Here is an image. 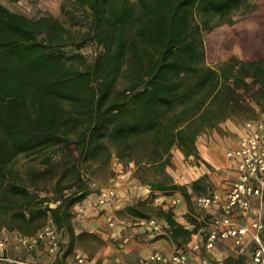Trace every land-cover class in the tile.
<instances>
[{
  "label": "trees",
  "instance_id": "16d2710c",
  "mask_svg": "<svg viewBox=\"0 0 264 264\" xmlns=\"http://www.w3.org/2000/svg\"><path fill=\"white\" fill-rule=\"evenodd\" d=\"M75 1L93 19L83 34L0 3V230L21 236L50 218L71 238L72 207L90 193L84 176L112 154L143 172L137 178L150 197L177 191L190 207L186 186L166 171L171 150L198 159V136L252 111L251 103L264 114V0L233 28L241 58L218 67L206 63L204 34L246 0ZM88 41L100 48L91 63L63 51ZM21 154L32 156L23 170ZM152 170L158 176L145 180ZM202 182L191 183L193 194L205 191ZM124 212L164 219L177 244L195 231L148 200Z\"/></svg>",
  "mask_w": 264,
  "mask_h": 264
},
{
  "label": "crops",
  "instance_id": "0c3cea01",
  "mask_svg": "<svg viewBox=\"0 0 264 264\" xmlns=\"http://www.w3.org/2000/svg\"><path fill=\"white\" fill-rule=\"evenodd\" d=\"M223 126L227 127V137L222 138L221 135L214 132L209 142L205 143L202 137H199L195 142L197 156L201 159L203 166L197 167V172H194L189 183L191 185L193 181L203 177L204 182L202 183L207 184V188L200 194H193L190 185H186L193 204L195 196L210 192L220 194L222 202L224 195H221V189H225L226 186L219 179L218 173L223 172L227 178L230 177L231 179L237 174L234 162L226 158L225 150L235 146L238 138L244 132V128L237 127L230 121L225 122ZM96 198L95 193L89 194L72 207L71 227L73 236L69 238L66 229L60 231L59 251L55 256L47 253L44 244L28 249L20 240L21 235L19 233L16 231L1 232V230L0 258L41 263L55 260L57 263L67 264L76 254H82L86 258L87 264H137L138 260L147 257L152 252H160L164 256L170 257L173 253L180 251L184 252L187 258L183 264H217L218 262L248 264L249 262L253 246L249 237L243 254H238L236 247L230 240H217L210 251L205 249L204 241L209 229L208 221L211 217L219 214V205L208 210H199L193 218H190L191 216L183 208L178 194L169 196L163 193L160 196L161 200L179 199V202L175 206L167 205L166 207L162 205L161 207L171 210L172 218L178 224L186 227L189 231L195 229L187 239H177L179 242L177 244L167 232L168 225L164 219L153 217L156 226L138 225L136 222L130 223L127 220L121 221L113 213L108 212L111 202L98 207L94 206ZM91 203H93V207ZM116 204L117 202H114V205ZM189 208L191 209V207ZM256 208L257 203L254 201L251 211L248 213L236 211L234 220L238 224H248L255 218ZM99 211L104 213L98 215ZM110 218H113V226L108 224ZM0 264L9 263L0 260Z\"/></svg>",
  "mask_w": 264,
  "mask_h": 264
},
{
  "label": "rangeland",
  "instance_id": "374dc122",
  "mask_svg": "<svg viewBox=\"0 0 264 264\" xmlns=\"http://www.w3.org/2000/svg\"><path fill=\"white\" fill-rule=\"evenodd\" d=\"M0 3L10 11L26 16L30 19H37L41 16H51L57 19L66 29L74 32L83 34L93 29L91 11L87 7L79 6L75 0H0ZM256 4H259V0H246L237 9L233 10L225 17L214 18L212 23L213 28L204 34L205 60L208 65L218 67L221 63L227 62L230 58L235 60L241 58V49L236 42L234 43L231 35L233 28L238 24L249 23L248 21L243 20L242 16L248 9L256 6ZM99 50L100 48L94 42L90 41L78 48L67 46L63 49L66 55L80 54L84 56L89 63L93 61ZM251 106L253 107L252 111H245V113L230 116L220 124V129L218 131L213 130L206 134H201L197 137L196 141L199 137H202L205 143L209 142V139L213 137L214 132L221 135L222 138L224 136L227 137V127L223 126L227 121L242 128L244 127L245 122L249 120H260L264 122V114L261 113L259 108L253 103H251ZM30 158H32V156L23 154L19 155L16 160V167L23 170L24 165H26V162H28ZM33 164L37 165V163L34 162ZM202 166L203 163L199 157L198 159L192 156L185 157L179 149L173 148L171 150V166L166 167V171L172 177L174 183L186 186L190 185L189 180L193 177L194 172H197V167ZM88 170V173H86L84 177L89 183V194L95 193L97 196L102 188L114 187L116 194L114 202H117V204L114 205V202H112L109 206L110 210H108V212H111V214L113 213L115 217L121 221L127 220V222L132 223L139 220V218L132 217L124 212L126 206L135 204L138 201L148 200L150 201V204L154 206H170V201L161 200L160 196H162L163 193L156 192L153 197H150L147 185L139 182L137 178V176L143 172H139V170L137 171V168L133 163H125L116 158L113 154L107 165L98 166V163H94ZM157 176L158 175L154 170L150 171L147 176L144 174L145 180H150ZM218 176L227 188L231 178H227V175L223 172L218 173ZM225 189H221V195H224ZM37 192L41 196H47L48 198L52 197V194L47 193L45 190H38ZM175 194H178L181 198V204L183 208H185V211L189 213V216H191L190 218H193L194 214L201 210L197 208L192 201H190V209L180 192L174 191L166 193V195L169 196ZM91 205L93 207V203H91ZM49 206L53 207L54 204L49 203ZM102 213L104 212L99 211L98 215H101ZM1 230V232H10L7 229Z\"/></svg>",
  "mask_w": 264,
  "mask_h": 264
},
{
  "label": "built area",
  "instance_id": "2783aa9c",
  "mask_svg": "<svg viewBox=\"0 0 264 264\" xmlns=\"http://www.w3.org/2000/svg\"><path fill=\"white\" fill-rule=\"evenodd\" d=\"M244 132L238 138L234 147L226 150L227 159L234 162L236 176L228 183L224 192V200L218 193L195 196L193 201L201 210L211 209L219 205V214L208 221L209 229L206 233L204 247L210 251L217 240H230L243 254L248 237L253 242L248 264H264V122L249 120L244 124ZM116 197L114 187L102 188L97 195L95 206L114 202ZM156 200V199H155ZM257 203L255 218L248 224H238L234 220L236 211L248 213L253 202ZM179 199L170 200V206H175ZM138 225L156 226L154 218L139 219ZM109 226H113V218L108 219ZM60 231L50 218L46 223L30 236H20V240L32 249L39 244L46 246L47 253L55 256L59 251ZM184 252L177 251L170 257L160 252H152L147 257L138 260L137 264H183L186 261ZM9 264H60L55 260L44 263L25 261L20 259H6ZM67 264H87L82 254H76ZM217 264H223L218 262Z\"/></svg>",
  "mask_w": 264,
  "mask_h": 264
}]
</instances>
